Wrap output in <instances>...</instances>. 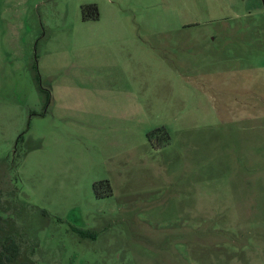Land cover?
<instances>
[{"label": "rangeland", "instance_id": "374dc122", "mask_svg": "<svg viewBox=\"0 0 264 264\" xmlns=\"http://www.w3.org/2000/svg\"><path fill=\"white\" fill-rule=\"evenodd\" d=\"M0 194L14 264H264L262 0H0Z\"/></svg>", "mask_w": 264, "mask_h": 264}, {"label": "crops", "instance_id": "0c3cea01", "mask_svg": "<svg viewBox=\"0 0 264 264\" xmlns=\"http://www.w3.org/2000/svg\"><path fill=\"white\" fill-rule=\"evenodd\" d=\"M164 176H167V175L164 174ZM189 208H195V207L192 206ZM211 220L212 222L215 221L212 218ZM197 223L200 224V220ZM184 224L187 225L188 222H185ZM183 228H184V225H183ZM221 236L222 235L220 234L219 236H213L210 239H207L204 237V235H201L199 232L197 233L194 232V234H190L188 233V231L182 234L169 233L165 235L166 238L164 239L162 237L156 238L159 243L157 242V240L153 241V244H151V247L155 249H159V251H162L163 249L173 250L174 255L177 256L178 258H182V260L184 258H189L191 256V253H194V251L199 252L200 256L203 257V256H208L205 252L207 250L214 251V250H220V249L224 250L225 249V250H230V251L231 250L242 251V250H248L252 248V245H249V242L244 243V244H237L236 240L227 241L226 239L225 241L224 239H222ZM243 241L245 240L243 239ZM211 256L212 254L209 255V257Z\"/></svg>", "mask_w": 264, "mask_h": 264}, {"label": "trees", "instance_id": "16d2710c", "mask_svg": "<svg viewBox=\"0 0 264 264\" xmlns=\"http://www.w3.org/2000/svg\"><path fill=\"white\" fill-rule=\"evenodd\" d=\"M264 5V0H262ZM81 14L84 20H97L99 17L98 8L96 4L83 5L81 7ZM95 185V189H96ZM20 255L18 245L13 241L12 237H6L0 243V264H14Z\"/></svg>", "mask_w": 264, "mask_h": 264}, {"label": "flooded vegetation", "instance_id": "af4514ba", "mask_svg": "<svg viewBox=\"0 0 264 264\" xmlns=\"http://www.w3.org/2000/svg\"><path fill=\"white\" fill-rule=\"evenodd\" d=\"M0 197H1V194H0ZM10 237V236H9ZM27 263V262H26ZM28 264V263H27Z\"/></svg>", "mask_w": 264, "mask_h": 264}]
</instances>
